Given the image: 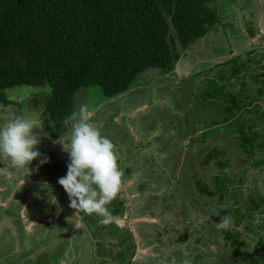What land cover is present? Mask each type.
<instances>
[{"label":"trees","instance_id":"trees-1","mask_svg":"<svg viewBox=\"0 0 264 264\" xmlns=\"http://www.w3.org/2000/svg\"><path fill=\"white\" fill-rule=\"evenodd\" d=\"M212 3L213 0H0V100L6 101L7 88H33L35 107L42 106V114L54 125L48 130L56 136L68 124L81 89L96 87L101 97L113 98L127 91L149 69H173L182 50L221 26L224 18ZM239 59L241 56L223 64L231 68L229 76H213L216 88L207 96L221 102L223 118L206 124L200 137L233 131L240 149L237 165L243 174L238 178L228 173L230 161L222 158L217 165V182L207 195L216 196L220 203L216 216L230 218L233 224L225 230L221 246L232 249L230 260L239 264L254 256L251 263L264 264V218L257 219L237 204L245 180L252 176L249 171H264V155L258 142L264 130L258 128L259 121L254 116L260 107H252L253 101L261 100L250 97L245 80L254 68L262 72L253 79L251 76V82L264 81V64L261 61L257 67H245ZM234 80L243 81L236 92L232 90ZM214 149L215 157L226 151L218 145ZM196 184V191L203 195L202 183ZM256 206V211L263 214L264 197ZM247 232L256 243L251 256L243 257L245 251L240 246L245 245L243 235Z\"/></svg>","mask_w":264,"mask_h":264},{"label":"rangeland","instance_id":"rangeland-1","mask_svg":"<svg viewBox=\"0 0 264 264\" xmlns=\"http://www.w3.org/2000/svg\"><path fill=\"white\" fill-rule=\"evenodd\" d=\"M261 1L262 4L260 0H213L212 5L214 6V8H216V10H218L220 14L223 12H228L227 10L231 9L232 8L231 6H240L241 8L244 7L248 8V11L250 12L251 16H256L260 13L261 15L264 16V0ZM221 8L223 10L220 12ZM247 27H251V25H248ZM227 29L228 28H224L226 32L224 33V31H222V35L227 34ZM242 30L245 31L244 28ZM254 30L256 31V28ZM213 32L214 35L208 34V36L206 35L205 37L201 38L200 40L192 44L188 49L182 50L181 57L178 59L174 68L171 71L166 73L161 69L152 68L140 74L138 78L134 80V83L126 91V94L127 95L129 94L128 96L129 98L124 100V103L132 102L130 104L131 107H133L134 105H139L137 109L134 111V113L139 112L140 114L139 117L140 118L144 117L143 119H141L142 122L141 128L143 129L141 131L144 132L145 134H143L144 136L138 138L134 134V131H132L131 129L128 130L129 131L128 139H130V141H133L135 143L134 144L135 149L124 148V150L121 151V147H120L119 150H117L118 156L121 159H123L126 154H129L133 151L137 152L139 149H143L146 151L144 153H148V155H151L150 148L155 146L154 148L155 150L153 148L152 149L156 152V155L150 157L151 165L153 162L152 160L154 159L155 161L154 162L155 165L151 166V179H149V177L145 175L147 174V170H145V167L143 169V167L140 166L139 174H135L133 178L134 180L133 190L137 191L136 192L137 196L139 195L137 204L139 205V211H141V214H149L153 216V218H156L155 222L158 221L162 223L163 226H168V223L170 221H173L172 225L174 226V229L169 230L168 236L171 237L172 245H173L175 244L174 240L176 241V239H179L180 238L179 234L180 233L182 234L181 237L183 236L182 238L183 242L182 244L179 243V245L183 249L185 255L189 254L186 249V246L192 244L193 242L192 239L196 236L199 237V235L203 236L202 234L204 230L207 228V225L204 224L206 223L207 220V215L205 212L211 206L213 207L212 204H209L208 202L205 203L207 198L201 196L196 191L197 188L196 180L205 179L204 175H207L209 173V168L206 167L205 169L206 162L202 161L203 158L202 155H200V153L202 154L203 152L205 153L209 152L211 148L213 146L216 147V145H219V148H227L226 149V151L228 152L227 158H230L231 173L234 172L233 175H237L240 173V171L236 170L237 159L238 157H240V149L236 145L235 139H237V135H235L233 131L230 132L228 130H222L219 133L216 132L213 135H211L209 139H207V143L205 144L206 148H204L203 152L200 149L199 150L193 149L192 146L185 147V144L188 145L191 144L195 146L196 141H198L197 142L198 144L199 137L201 136L198 135V137L192 138L193 140L189 141L186 139L187 133L190 132L194 133L196 129L199 128L198 126L199 124H201V127L203 129L204 126L206 124H209L212 119L223 118V114H222L223 105L221 104V102H216V101L213 102L207 96L208 93H211L214 90V88H216L212 82L213 74H215L212 71V67L217 61L227 60L229 56V51L227 52V50L229 49V47L232 44L238 46L241 42L229 41L228 37L225 36L221 38L218 32L216 31ZM233 53L234 51L231 53V55ZM219 55H223L221 56L222 57L221 59L217 58ZM208 66L211 67L209 72L206 69ZM204 74L207 76H205ZM229 75L230 73L227 74V76ZM205 77L208 78L205 79ZM241 79H243L244 81V78ZM246 81L247 83L250 84L249 86L252 87L253 82H251V78L248 77ZM258 84L264 86V81L258 82ZM97 90L99 91V89L96 87H92V88L89 87L88 89H81L78 92L75 114L77 115L79 114L81 107L87 108L88 105L87 102L89 100L92 101L94 100L93 98H95V101L101 99V95H99ZM89 93L92 95L88 96ZM152 97H155L154 98L155 102L160 106L155 105L153 106V108H151L150 105V108H147L148 103L146 102L148 101L151 103ZM117 99L119 98L117 97L113 98L112 99L113 102H111L112 104L111 106H109L110 109L109 111H111L112 109V113L115 111V109L120 108L121 104H119L120 102L117 101ZM105 102L107 104L110 103L109 101H103L102 104H104ZM96 108L97 110L93 111L95 112V114H93V117H97V121L93 119L94 122L95 121L98 122L101 119H103V117H105V113L100 112L98 114L99 107L97 106ZM34 109H36V107L31 106L30 110L26 108V113H35L33 112ZM212 109H214L216 113L211 115ZM11 112L12 109H8V108L5 109L2 107L0 103V124H4L5 122H7L8 117L12 116ZM121 117L122 115L120 116V118ZM113 119L115 120V118ZM132 123H133L132 125L135 126L134 119ZM117 125H118V128L116 130L117 132L115 131V133H112L109 131H102V133L110 137L115 144L118 142L116 146H121L123 143L121 140H119L121 138V134L118 136L120 132L119 129L121 127V121H119ZM260 125L261 127L264 126V120L262 122H259V126ZM155 136H157L158 138L154 141L153 138ZM188 137H190V134L188 135ZM258 142L259 144L261 143L260 152L263 155L264 138L263 137L259 138ZM124 144L126 145V143ZM141 156H139L137 160H141L142 159ZM130 159L133 158L130 157ZM67 162L68 161L65 160L64 157L61 159L62 166L64 164H67ZM173 163L174 165L170 170L171 174H169V172L161 173L156 170V169L162 170V165L170 166ZM176 169L177 171L181 170L179 172L181 175L179 177V180L173 182H167L165 178H168L169 181V175H172V177L177 176L178 172L174 175ZM63 173L64 172H60L59 177H62ZM124 175H126L125 172ZM127 175H128L127 178H130L129 177L130 174ZM251 177L252 179L249 181L250 185L255 184V180L257 179L255 176H251ZM49 182L50 183L47 182L48 185L39 184L35 186V190L31 194L32 195L43 194L42 196H45L46 195L45 190H47V188H43V187H49V189L53 190V194L57 199V203L59 202L61 207H65L69 205L70 203L69 197L66 194L64 188L62 186H59L57 182L54 186H52L51 184L52 181ZM3 184L8 185L9 181L5 180ZM140 184H143L145 187H143L142 189L138 188ZM15 186L16 185L13 184V186L9 190H6L4 192L1 191L2 192L1 201H3L4 199L5 200L9 199V192L10 191L12 192V190L14 191V189L17 188ZM54 196L50 198L55 199ZM49 202L50 200L48 198L47 200H45L44 203L47 206ZM57 205L58 204H54V209L55 208L57 209ZM67 207L70 210V213L68 215L72 216L71 212H73L74 214H78V212H76V209L73 208L71 209V207L69 206ZM174 207L177 208L179 211H182L181 215L178 216L174 213L173 211ZM64 210L67 211V208ZM63 214L65 215L67 213L63 212ZM85 218H87L88 221L94 220L95 227L99 226V229L104 230V228L106 227V225L99 223V217L97 216L93 217V216L85 215ZM76 222L77 221H75L74 223L76 224ZM253 224H255L253 226H257L256 225L257 223H253ZM10 228H11V223L9 224L7 221H2V219L0 218V256H1V250H3V254L7 251L9 255V256L7 255L8 260H4V261L0 260V264H20L25 261H26L25 263L28 264V260L29 261L36 260V256L38 252L40 251L51 252L54 249V247L57 246L56 249L59 248L58 246L60 244H62L61 249L54 250V252L48 253V255L45 254L46 256L43 253L41 255V258L39 257L40 261H38V263L56 264L58 260L60 261L62 260V258L66 260L67 255L66 254L63 255V251L66 253H71V255H69L65 263L69 264L72 261L71 256L72 254L75 253H73V249L69 244L68 239L66 238L67 236L66 234L71 228V220H68V217L64 220L63 224H61L59 228L52 229V232L50 231L48 233L50 235L49 237L50 239L48 240L39 239L40 237L42 238L44 236V233L43 234L38 233L37 235L30 234L29 236H26V235H21L20 231L18 230L19 235H15L13 234L12 231H10ZM73 229L74 227L72 228V230L69 231V234L71 231H73ZM152 229L153 227L151 225V230ZM12 230H14V226H12ZM159 230L160 228L155 229V231H158L155 232V234L157 235L151 234L150 236L151 242H153L152 239L155 236H157V238L163 236V238H161L160 243H162L165 240L167 236L166 233L168 231V228L167 230L165 229L163 231L162 230L159 231ZM137 231L139 234L141 233L140 227H138ZM196 231H198L199 233H197ZM207 232L210 233L209 230H207ZM185 234H186V238H185ZM18 237L20 240L24 242L26 241L35 242L39 239L40 244L38 246H35L33 250L31 248L30 250L21 251V248L18 246L17 243ZM125 238L127 239L126 236ZM203 239L205 240V237ZM205 241H207V239ZM145 243L150 244V239H148V241L146 240ZM87 244H88L87 245L88 248L90 247V249L92 250V247H94V245L91 243H87ZM152 244L153 243H151V245ZM82 246L85 245L83 244ZM103 246L104 245L98 244V248ZM201 246L202 245H199L200 249L198 248L197 252L203 255L204 257H206L207 255L210 254V251L206 250L205 246H203L201 249ZM13 248L14 251H12ZM79 250L80 249H77L76 253L77 255H82V257H80V259L77 258L74 264H87L85 260L86 258H88V255L85 252ZM78 251L80 252V254ZM88 251L90 252V250ZM90 254H92V252H90ZM157 257H158V253L156 255V258ZM219 257L221 258V260H219V264H221L220 261L223 264H238L235 261L230 260L232 256L228 252L219 253ZM185 258L186 257L184 256V259ZM186 263L192 264V262L188 261L187 259H186ZM239 264H251V263L249 262V258H246L245 260H242Z\"/></svg>","mask_w":264,"mask_h":264},{"label":"flooded vegetation","instance_id":"flooded-vegetation-1","mask_svg":"<svg viewBox=\"0 0 264 264\" xmlns=\"http://www.w3.org/2000/svg\"><path fill=\"white\" fill-rule=\"evenodd\" d=\"M35 94H36L35 90L30 87L19 86V87L7 88L4 94L6 101L2 99L0 100V103L2 107L5 109L6 108L12 109L11 112L12 116L8 117V120L16 116L25 114L26 108L30 110L31 106L35 107L34 104L35 101L32 100V97L35 96ZM91 95L92 94L89 93L88 96ZM128 96L129 94L127 95L126 91L121 95L116 96L117 98H119L117 99V101H119L120 102L119 104L121 105L120 108L115 109L113 113H112V109L111 111H109L110 110L109 106H111L112 104L111 102H113L112 99L116 97L113 98L101 97V99H98L96 101L95 98H93L94 100L92 101L89 100L87 102V104L89 105V106L87 105V109L89 111L92 120L95 119L97 121V117H93V114H95V112L93 111L97 110L96 108L97 106L99 107L98 114L100 112L105 113V117H103V119H101L98 122L95 121V123L100 127L101 132L109 131L115 133V131L118 128L117 124L119 121H121V127L119 129L120 132L118 136L121 134V138L119 140H121L123 143L121 142L122 145L117 146V150H119V148L121 147V151H123L124 148L135 149L134 147L135 143L133 141H130V139H128L129 137L128 130L131 129L132 131H134V134L138 138L144 136L143 134H145L144 132L141 131L143 130L141 128L142 127L141 119H143L144 117L140 118L139 112L134 113V111L137 109L139 105H134L133 107H131L130 104L132 102L124 103V100L129 98ZM154 98L155 97H152L151 103L148 101L146 102L148 103L147 108H150V105L151 108H153V106L155 105H159L155 102ZM103 101H109L110 103L107 104L105 102L104 104H102ZM75 110H76V103L73 109V114H75ZM33 112H35V114L39 116L43 124L41 135L39 137L41 142L39 143V145H37V148L42 155L38 156L31 162V164L29 165V169H30L29 172L27 168L21 169L19 171L13 170L10 160H8L6 157L0 156V218L2 219V221H7L9 224L11 223L10 231H12L13 234L19 235L18 230L20 231L21 235H26V236H29L30 234L37 235L38 233L39 234L44 233V236L42 238L40 237L39 239L48 240L50 239L49 238L50 235L48 233L50 231L52 232V229L59 228L60 225L63 224L64 220L68 217V220H71V228L69 229V231L72 230L73 227L74 229L73 231L70 232V234L68 231V233L66 234L67 235L66 238L68 239V242L73 249V253H75L72 254L71 256L72 261L69 264H74L77 258L80 259V257H82V255H77L76 253L77 249H80L79 251L85 252L88 255V258H86L85 260L87 264H95V263L96 264H187L186 259L192 262V264H215V263L219 264V260H221V258L219 257V253L228 252L230 254L232 252V249L230 247H226L225 249L221 247L224 242L223 240L225 234L224 232L225 230L228 229H218L216 227V225L219 224L222 220L216 216L217 209L220 207V203L216 196L207 195L209 191L213 190V185L217 182V178L215 179V177H217L218 174L217 172L218 162L222 158L228 159L230 161V158H227V153H228L227 151H225L223 155L215 157L216 155V151L214 149L215 146H213L209 152L206 153L203 152L204 148H206L205 144L207 143V139H209L210 136L206 139H202L201 137H199V143L197 144L198 141H196L195 146L191 144L189 145L185 144V147L192 146L193 149L196 150L200 149L203 152L202 154L200 153V155H202L203 158L202 161L206 162L205 169L206 167H208L209 173L207 175H204L205 179H201V180L198 179L196 180V182L200 181L202 183L201 188L203 189L202 192L203 195L201 196L207 198L205 203L208 202L209 204L213 205V207L211 206L205 212L207 215V220L206 223L204 224L207 225L206 229L209 230L210 233H208L207 230L205 229L202 234L203 236L199 235V237L198 236L194 237L192 239L193 241L192 244L187 245L188 247L186 246V249L189 254L185 255L183 249L179 245V243L182 244L183 242L182 239L183 236L181 237L182 234L181 233L179 234L180 240L179 239H176V241L174 240L175 244L173 245H172L171 237L168 236L169 230L174 229V226L172 225L173 221H170L168 223V226H163L162 223L158 221L155 222L156 218H153V216L149 214H141V211H139V205L137 204L139 195L137 196L136 195L137 191L133 190V184H134L133 178L135 174H139L140 166L143 167V169L145 167V170H147V174L145 175L149 177V179H151V166L155 165L154 163L155 161L153 159L151 165L150 157L156 155V152L154 151L155 146L152 147L154 150L150 148L151 155H148V153H144L146 152L145 150L139 149L137 152L133 151L129 154H126L123 159L119 157L121 162V167L123 168L126 175H124L123 178V185L120 194L116 199H114L108 205V208L113 216V221L110 224L106 225L104 230L99 229V226L95 227L94 220L88 221V219L85 218V215L82 212H78V214H74L73 212H71L72 216L68 215L70 213V210L68 209L67 206L69 205L65 207H61L58 202L57 209L56 208L54 209V204L51 203L50 201L49 204L46 206L44 202L45 200L48 199V189L45 190L46 191L45 196H42L43 195L42 193H41L42 195H32L31 193L35 190V186L39 184L43 185L47 182L50 183L49 181H52L51 184L52 186H54L56 182L58 183V179L60 178L59 177L60 172H64L63 176L66 175L67 164H64L62 166L61 159L64 157V159L68 161V154L62 150V145L60 143L59 138L66 139L71 123L69 119L68 124L66 125L64 130H62L60 133H58L55 136L53 135V132L48 130L49 126L54 127V125H52L51 121L45 115L42 114V106L36 105V109H34ZM73 114L71 115V117L73 116ZM121 115L122 117L120 118ZM113 118H115V120ZM133 119L135 126L132 125ZM138 123L140 124V126ZM198 126L199 128L196 129L194 133L190 132L186 134L187 140L192 141L193 140L192 138L198 137V135H201L205 131V128L202 129L201 124H199ZM189 134L190 137H188ZM157 138L158 137L155 136L153 138L154 141ZM124 143H126V145ZM117 144L118 142L115 145ZM221 149H227V148H221ZM45 156L48 158V162L41 165L40 160L43 159ZM139 156H141L142 158L141 160H137ZM130 157H132L133 159H130ZM239 159L240 158L238 157L237 164H240ZM173 165L174 163L171 164L170 166L162 165V170L160 169H156V170L161 173L169 172V174H171L170 170L173 167ZM230 167L231 166L229 164V166L226 168V171L233 176L234 172L231 173ZM236 170L240 171V173L237 174V177L240 178L243 174L242 173L243 169L239 165H237ZM180 171L181 170L177 171L176 169L174 175L178 172L177 176L172 177V175H169V181L168 178H165V180L167 182H173L179 180V177L181 176L179 173ZM127 174H130L129 176L130 178H127L128 177ZM250 174L257 178L255 180V184L252 185L249 184V181L252 179V177L248 178L247 181L245 180L246 182H244V187L241 189V193L238 195L237 204L238 205L240 204L239 206L243 207L245 211L254 213V216L257 219L260 218L258 216H263L264 218V213L262 214L259 210L256 211L257 208L256 204L260 203L261 199L264 197V171L259 169L258 170L253 169L249 171V175ZM5 180L9 181L8 185L3 184ZM13 184L16 185L15 187L17 188H15L14 191L12 190V192L11 191L9 192L8 200H5L3 197L4 200L1 201L2 200L1 191L4 192L6 190H9L13 186ZM59 186L61 185L59 184ZM143 187H145L143 184H140L138 186V188L140 189H142ZM51 191H52V195H54L53 190L49 189V192ZM66 208L67 211L64 210ZM263 209L264 208L261 207V210ZM173 211L178 216L181 215L182 212L175 207L173 208ZM63 212L67 214L64 215ZM92 216L95 217L96 215H92ZM75 221H77L76 224L74 223ZM246 222H244V226ZM150 224L153 227L152 230ZM231 225L233 226L232 222L230 226ZM12 226H14V230H12ZM138 227H140L141 229L140 234L137 231ZM156 228H160V230L162 231L165 229L167 230L168 228V231L166 233L167 236L162 243H160V241L161 238H163V236H161L160 238H157V236H155L152 239L153 242H151V237H150L151 234L154 235L155 232H158L155 231ZM196 232L199 233L198 231ZM125 236L127 237V239L125 238ZM243 236H244L243 240L245 241V245L240 246L241 247L240 249L245 251L243 257L246 254H250L251 256V252H254L256 241L252 238V236L250 237L249 232H247V234ZM204 237L205 240L207 239V241L203 239ZM185 238H186V234H185ZM39 239L35 242L32 241L24 242L20 240L18 237L17 243L18 246L21 248V251L30 250L31 248L33 250L35 246H38L40 244ZM148 239H150V244L145 243V241L146 240L148 241ZM87 243H91L94 245V247H92V250L90 249V247L88 248ZM151 243L153 244L151 245ZM83 244L85 246H82ZM98 244L104 246L98 248ZM61 245L62 244H60L58 246L59 248L57 249H56L57 246L54 247V249L51 252L49 251L38 252L36 256V260L35 261L28 260V264H41L38 263V261H40L39 257L41 258V255L43 253L44 255L45 254L48 255V253H52L54 252V250L61 249L62 247ZM199 245H202L201 249L203 246H205L206 250L210 251V254L208 253L209 255H207L206 257L199 254L197 252ZM222 249L226 251H221ZM88 250H90L92 254H90ZM12 251H14V248L12 249ZM6 252L3 254V250H1L0 260L3 261L8 260L7 257L8 252L7 253ZM157 253H158V257L156 258ZM64 254L67 255L66 256L67 259L69 255H71V253H66L63 251V255ZM184 256L186 257L185 259ZM253 257L249 259L250 263L253 260ZM66 260L62 258V260L60 261L58 260L56 264H66L65 263ZM25 262L20 264H26ZM220 263L223 264L221 261ZM251 264L254 263L252 262ZM259 264L262 263L259 262Z\"/></svg>","mask_w":264,"mask_h":264},{"label":"clouds","instance_id":"clouds-1","mask_svg":"<svg viewBox=\"0 0 264 264\" xmlns=\"http://www.w3.org/2000/svg\"><path fill=\"white\" fill-rule=\"evenodd\" d=\"M69 119L66 139L59 138L62 150L68 154L67 172L58 183L69 197V207L88 216L96 215L99 223L108 225L113 221L108 205L120 194L124 178L117 146L101 132L86 107ZM42 128L35 113H25L0 124V156L10 160L13 170L27 168L29 172L31 162L42 155L37 148ZM47 162L46 156L40 160L41 165ZM43 188L48 189L51 203L58 204L49 187ZM53 196L55 200L50 198ZM230 224L231 219L225 217L216 227L228 229Z\"/></svg>","mask_w":264,"mask_h":264},{"label":"crops","instance_id":"crops-1","mask_svg":"<svg viewBox=\"0 0 264 264\" xmlns=\"http://www.w3.org/2000/svg\"><path fill=\"white\" fill-rule=\"evenodd\" d=\"M260 2L262 4L261 0H260ZM231 7H232L231 9L227 10L228 12H223L220 14V16L224 18V20L222 21L221 26L216 28V32H218V34H220L221 38L226 36V37H228L229 41H234V42L239 41L241 43L238 46L232 44L229 47V49L227 50V52L229 51V56H228L227 60L217 61L213 65L212 71L215 73V74H213V76H218L221 78L223 75L229 74L231 71V68L229 66L223 65L225 63V61H228L230 59H233V58H236L239 56H241V59H239V62L243 63L245 67H250V66L257 67L258 65H260V63L262 64V62L264 64V16L261 15V13L256 15V16H251L250 12L248 11V8H246V7H244V8H241L240 6H231ZM222 10L223 9L221 8L220 12ZM248 25H251V27H247ZM224 28H228L226 35H222V31H224V33L226 32L224 30ZM243 28L245 29L246 32L244 30H242ZM255 28H256V31L254 30ZM208 34L214 35V32L212 31ZM240 45H242V46H240ZM233 51H234V53L231 55V53ZM249 53H251L250 56H249ZM221 56H223V55H219L217 58L221 59L222 58ZM257 61H259V64ZM216 64H219V66L215 67ZM210 68H211L210 66H208L206 68L208 72H209ZM250 71H252L250 73V75L252 76V79L256 75H260V73L262 72L260 69L255 70L254 68ZM205 76H207V75H205ZM251 76L248 75V77H251ZM248 77H246L245 80ZM205 79H207V77H205ZM232 82H233L232 83V90L234 92L241 89V84L243 81L240 82L239 80L238 81L234 80ZM249 85L250 84H248V90H249L248 93L250 94V97L252 99H260L261 100L259 102H258V100L253 101L252 107L255 105H259V107H260L259 112L255 113L254 116L257 118V122L258 121L262 122L264 120V94H262V92H264V86H262L260 84L256 85V83H252V87H250ZM245 86H246V83H245ZM210 100L215 102L213 99H210ZM214 113H216V111H214V109H212L211 115ZM220 113H221V111H220ZM222 114H223V110H222ZM216 119L217 118H214L211 121H214ZM258 128L261 130H264V129H262V128H264V126L261 127V125H260Z\"/></svg>","mask_w":264,"mask_h":264}]
</instances>
